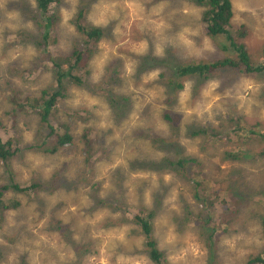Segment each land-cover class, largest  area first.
Returning a JSON list of instances; mask_svg holds the SVG:
<instances>
[{"label":"rangeland","instance_id":"rangeland-1","mask_svg":"<svg viewBox=\"0 0 264 264\" xmlns=\"http://www.w3.org/2000/svg\"><path fill=\"white\" fill-rule=\"evenodd\" d=\"M14 1L0 0V136L14 135L15 140L17 136L22 149L9 160L10 179L0 161V184L15 181L38 187L4 192V199L17 200L19 205L6 209L1 217L0 264H65L66 257L72 258L80 246L91 248L82 264H154L142 252L137 225L121 211L98 203V197L119 198L128 212L135 211L136 205L156 207L153 236L170 264H243L264 243L260 225L264 217V137L243 129L244 140L223 137L207 148L204 136L202 140L187 134L194 127L230 124L237 116L243 127L258 120L256 130L262 133L264 74L247 76L241 69L237 76L219 71L215 78L205 80L201 98L195 101L190 95L195 78H183L184 90L168 94L165 83L170 68L163 64L205 62L225 54L235 58V53L221 48L228 45L223 35L213 39L206 35L200 21L204 6L192 0H62L58 8L51 6L56 38L47 47L50 55L68 54L80 41L73 23L80 7L86 9V20L102 27L105 36L88 61L91 80L89 74L83 76L89 86L71 83L50 111V124L67 122L73 140L54 154L46 153L34 146V134L40 128L37 110H19L15 130L8 129L14 104L54 84L35 42L43 36L36 23L38 19L42 23L36 0ZM231 3L230 35L240 38L237 27L243 24L247 31L243 41L254 58H261L264 0ZM156 58L163 61L152 63ZM223 78L228 84L221 86ZM15 94L19 97L14 98ZM36 99L40 110L44 100ZM165 112L173 118L164 119ZM86 127L92 131L96 150L88 160L90 178L87 148L80 138ZM234 148L240 153L225 157L226 150ZM179 155L195 156L201 173L192 165L184 172L163 167L164 158ZM134 157L137 161L132 166ZM224 174L229 176L223 178ZM219 181L232 186L226 202L230 197L236 199L216 210L223 211L232 224L228 230L214 231L218 241L209 255L204 241L211 227L200 230L201 223L190 221L191 214L187 221L183 217L186 207L197 209V190ZM234 203L236 212H230ZM50 212L65 225L66 236L59 235L58 229H48ZM224 216L216 214L217 222L227 221ZM116 218L122 221L117 223ZM39 247L48 249L50 256H44Z\"/></svg>","mask_w":264,"mask_h":264},{"label":"trees","instance_id":"trees-1","mask_svg":"<svg viewBox=\"0 0 264 264\" xmlns=\"http://www.w3.org/2000/svg\"><path fill=\"white\" fill-rule=\"evenodd\" d=\"M18 0H16L17 2ZM197 5L204 6V9L201 14L200 21L204 25V31L206 35H208L211 39L215 38L217 35H223L228 45H222L221 48L228 53H235V58L228 56L227 54L223 56L214 55L207 61H188L184 63L176 62L173 64H163L168 66L170 69L168 70L170 77L165 83V91L168 94L176 95L177 93L184 90L183 78L185 79H193L194 81L191 82V101H195L201 98L200 90L201 87L207 82L205 80H210L215 78L219 73V71H226L229 74L237 75L239 72H243V69L247 73H263L264 74V49L262 50L263 61L259 63H253L251 60V55L246 43L243 41L247 36V31L243 24H240L237 27V32L240 38L236 39L232 37L229 33L228 27L232 26V17H233V10H232V3L231 0H192ZM11 2V1H10ZM14 1V3H16ZM62 0H36V7L37 12L41 17V22L39 19L36 20V23L39 27L43 30V36L40 40H35L38 44L39 49L43 53V60H46V63L49 65L48 70L51 71L53 75L54 84L53 86L46 88H41L39 93L36 96H33L29 99L27 96H23L24 98L21 99L23 101V106L21 108L30 107V111L33 112L36 108L32 105L33 101L38 99H43V108L39 110L38 117L40 118V128L37 131L38 134H34L35 139V147L41 148L46 153H54L60 147L64 146L65 144L71 142L73 140V136L70 133V126L67 122L59 120V123L49 124V116L51 109L55 106L58 99L63 97L66 93L67 87L72 84L77 86L86 87L89 86L87 81H84V75H88V79L91 80L88 61L90 60L91 56L94 54L98 41L105 36V30L97 25H93L89 23L86 18V9L84 7H80L78 9L77 14L74 17L73 23L75 26L76 31L80 34L81 39L78 43H76L70 50L68 54L63 56L60 53H56V55H50L47 52V47L49 44L53 43V39L56 38V32L52 33L53 26L55 24V18L51 12V6H55L58 8ZM59 3V4H58ZM19 5H24V3H19ZM17 5V4H16ZM55 8V10L57 9ZM40 28V29H41ZM6 35V33H5ZM74 44V43H73ZM13 45V44H11ZM11 47V46H10ZM60 55V56H59ZM163 59H153L151 60L152 63H159L162 62ZM44 62V61H43ZM45 63V64H46ZM164 72V71H162ZM217 72V73H216ZM18 74V73H17ZM24 74V73H23ZM240 74V73H239ZM13 77V76H12ZM204 80V82H202ZM220 82H222L221 86L224 83H227L226 78H223ZM50 90V93H49ZM15 97H19L18 95H14ZM37 100V99H36ZM173 101H168V104H172ZM9 114L11 115V122L10 128L11 130H15L16 127V114L14 111H10ZM177 120H179V115L175 114ZM85 117V116H83ZM163 118L166 120H171L173 116L171 113L165 112L163 114ZM231 123L228 124H219L218 127L211 126V125H204L199 127H194L189 129L188 136L190 137H201L204 140V144H208L209 146H205L207 148L213 147V144L218 142V139L227 138L233 141H240L243 139L244 136L242 134V130L244 131L247 129L250 133L251 131H256V135H261L264 137V131L261 133L257 129L259 125V121L256 120L251 122L247 126L243 127L240 124V119L238 116L234 119H230ZM229 121V120H228ZM236 124H233L235 123ZM58 125V126H57ZM91 129L90 127H86L82 130V134H80V138L83 144L86 146V162L88 163V167L86 169V173L90 178V163L89 157L93 155L96 151L94 147L92 148L91 143ZM16 135V134H15ZM221 135V136H220ZM20 136V135H18ZM21 137V136H20ZM245 139V138H244ZM243 139V140H244ZM18 137L16 136V140L14 135H9L7 138H2L0 136V161L4 165V172L7 178L9 177L10 167H9V160L11 157L15 155L16 152H19L22 148L21 145H17ZM16 144V145H15ZM114 147V146H113ZM112 149V148H111ZM209 152V151H208ZM114 153V152H113ZM235 153L239 154L240 150L238 148L228 149L226 150L225 157H232ZM212 156V155H211ZM109 157V156H106ZM137 161V158L134 157L131 159L132 166ZM164 163L163 167H168L171 170H177V172H184L185 169L192 165L194 169L198 170L200 173L201 171L198 169L200 167V162L195 156H181L173 159L172 157L162 160ZM196 168L194 167V165ZM232 175V173L230 174ZM228 174H224V177H228ZM89 180V179H88ZM167 181L166 183H168ZM165 183V184H166ZM97 185V183H93ZM201 184V181H199ZM215 186L212 184H206L205 187L201 189L200 186L197 192L194 194V199L197 204V209L195 211L186 207V211L184 214V221H187L190 218L191 220L199 224V229H207L208 225L211 227L210 230L206 231L205 236V246L207 248V253L209 255H213L216 244L218 241L217 235L214 236V231L217 229L220 230H228L231 228L232 219L228 216H224L222 214L223 211H216L219 210L220 206L224 204L230 205L231 201H235L236 197L228 198L229 200L226 202L227 196L231 192V184L225 185L222 181H219L218 184L214 183ZM35 185V184H34ZM34 185L31 183L29 185L21 186L20 183L12 181V183H5L0 184V224L1 219L4 217L3 211L6 209H10L11 207H17L19 205V201L15 200L13 203H10L8 199H4L5 196L4 192L9 190L15 191H23L25 192L30 191L31 189H35ZM169 184L166 185V188ZM37 188L38 186L35 185ZM94 188V187H93ZM95 189V188H94ZM225 190L224 193L221 190ZM96 190V189H95ZM203 192H199L202 191ZM213 190L212 193H210ZM215 190V191H214ZM163 195H158L157 198L162 197ZM9 198V197H8ZM122 198V196H121ZM11 199V198H9ZM14 200V199H12ZM98 203H106L112 210H119L121 211L122 215L131 219L139 230V233L142 235V252L149 257V259L154 264H170L167 260L165 254L161 249H159L157 240L153 236V217L156 213L157 208L154 207L153 210L149 209L148 207L142 205H136V210L133 212H128V206L124 204L122 200L119 198L113 199L111 197L107 198H96ZM239 204V200L236 201ZM236 204L234 203L233 209L230 212H236L234 207ZM87 208V207H86ZM221 208V207H220ZM230 209V208H229ZM3 214V216H2ZM216 214H221L222 216L227 218V221L217 222ZM51 219L48 223V229H52V225H55V228L58 229L59 235L66 236V231L60 225V221L58 219L53 218L52 213L50 212ZM2 217V218H1ZM261 225V234L264 239V217L260 219ZM121 219L116 218V222L120 223ZM229 222V223H227ZM221 223H224L223 225ZM62 237V236H61ZM91 250L89 246L79 247L78 250L73 252L72 258L66 257L65 264H82L83 258L85 257L86 253ZM85 250V252L83 251ZM243 264H264V243L262 246H259V249L256 252H252L247 255Z\"/></svg>","mask_w":264,"mask_h":264},{"label":"clouds","instance_id":"clouds-1","mask_svg":"<svg viewBox=\"0 0 264 264\" xmlns=\"http://www.w3.org/2000/svg\"><path fill=\"white\" fill-rule=\"evenodd\" d=\"M250 55V54H249ZM59 100V99H58ZM35 101H36V99L32 102L33 104V106L36 108V110H37V114H39V110L37 109V107L35 106ZM23 106V101L22 100H20V101H18L16 104H14L13 105V108L10 110V111H14L15 112V114H17L18 115V111L19 110H27V111H30L29 109H30V107L31 106H28V107H26V108H21ZM124 108H127V107H124ZM9 111V112H10ZM31 112V111H30ZM11 116V115H10ZM49 124H50V122H49ZM70 143V142H69ZM39 149H41V148H39ZM56 152V151H55ZM54 152V153H55ZM54 153H50V154H54ZM198 186L200 185L199 183L197 184ZM32 190H34V189H32ZM52 213V212H51ZM54 218V217H53ZM59 220V219H58ZM60 221V220H59ZM63 225V224H62ZM47 227H48V224H47ZM52 227V231L53 232H56V228H55V225H52L51 226ZM51 231V230H50ZM59 238H61L60 236H59ZM0 250H2L1 248H0ZM38 250L39 251H41L42 250V252L44 253V256H46V254H49V256H50V253H49V251H48V249H46V248H42V247H39L38 248ZM44 250H46V252L44 251ZM0 256H1V252H0Z\"/></svg>","mask_w":264,"mask_h":264},{"label":"water","instance_id":"water-1","mask_svg":"<svg viewBox=\"0 0 264 264\" xmlns=\"http://www.w3.org/2000/svg\"><path fill=\"white\" fill-rule=\"evenodd\" d=\"M263 50V49H262ZM250 55H251V52H250ZM251 60H252V62L253 63H259V62H262L263 61V56H262V51H261V58L258 56L257 58H254L252 55H251ZM247 73V72H246ZM248 74L250 75V74H253V73H247V74H245V75H247L248 76Z\"/></svg>","mask_w":264,"mask_h":264}]
</instances>
